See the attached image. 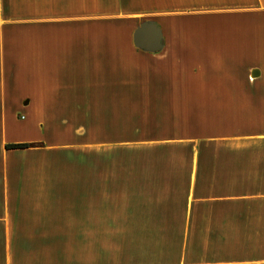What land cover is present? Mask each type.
Returning <instances> with one entry per match:
<instances>
[{"label": "crops", "instance_id": "crops-1", "mask_svg": "<svg viewBox=\"0 0 264 264\" xmlns=\"http://www.w3.org/2000/svg\"><path fill=\"white\" fill-rule=\"evenodd\" d=\"M0 264H264V0H0Z\"/></svg>", "mask_w": 264, "mask_h": 264}, {"label": "water", "instance_id": "water-1", "mask_svg": "<svg viewBox=\"0 0 264 264\" xmlns=\"http://www.w3.org/2000/svg\"><path fill=\"white\" fill-rule=\"evenodd\" d=\"M134 43L144 51H160L164 46L160 26L153 20L142 21L134 31Z\"/></svg>", "mask_w": 264, "mask_h": 264}, {"label": "trees", "instance_id": "trees-1", "mask_svg": "<svg viewBox=\"0 0 264 264\" xmlns=\"http://www.w3.org/2000/svg\"><path fill=\"white\" fill-rule=\"evenodd\" d=\"M34 146V143H15V144H8L7 147L8 148H27V147H31Z\"/></svg>", "mask_w": 264, "mask_h": 264}, {"label": "rangeland", "instance_id": "rangeland-1", "mask_svg": "<svg viewBox=\"0 0 264 264\" xmlns=\"http://www.w3.org/2000/svg\"><path fill=\"white\" fill-rule=\"evenodd\" d=\"M27 113H29V110H27Z\"/></svg>", "mask_w": 264, "mask_h": 264}]
</instances>
